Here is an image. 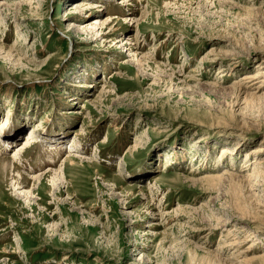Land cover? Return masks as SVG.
<instances>
[{"label":"rangeland","instance_id":"rangeland-1","mask_svg":"<svg viewBox=\"0 0 264 264\" xmlns=\"http://www.w3.org/2000/svg\"><path fill=\"white\" fill-rule=\"evenodd\" d=\"M263 69L264 0H0V264H264Z\"/></svg>","mask_w":264,"mask_h":264},{"label":"bare ground","instance_id":"bare-ground-1","mask_svg":"<svg viewBox=\"0 0 264 264\" xmlns=\"http://www.w3.org/2000/svg\"><path fill=\"white\" fill-rule=\"evenodd\" d=\"M124 2H127V1H124ZM96 7H98V6L97 5H94L90 9H94ZM132 14H133V12H132ZM115 19H116L115 17L114 18L107 17L104 22H102L101 19H95L94 20V24L89 25L91 29H89L88 31L89 32H92V33L93 32H96V34H102V33L106 32L107 28L110 25V22L111 21H114ZM87 26L84 27V29H87L88 28ZM103 27H104V29L101 30V32L98 33L99 28L101 29ZM263 74H264V69L263 70H260L259 72H257L256 75H246L242 80H250V81H247V84L248 83H251V82H254L253 85L254 84L255 85H258V81L255 82V80H258V78H260ZM261 82H262V79H261ZM261 87L262 86L259 84L258 86H256V89H260ZM2 123H1V125H2ZM1 129H4V127L3 126L0 127V130ZM11 133L12 132H10V133H4L3 134V137L0 138V145L1 146L5 145V147H6V145H8L11 141L14 140L15 137ZM34 138L36 139V136L35 137L29 136L27 138V140L24 142V145L21 146L17 150V152H15V154L11 158H9L8 161H6V160L4 161V159L2 158L1 151H0V164H1V169L3 171V175L6 174V172L7 173H10L11 169H13L14 173H16V179H15V184H14V189H16V191L14 190V194L18 198L19 197H23V198L24 197H28L29 198L35 191L38 190V188H34L35 185L38 184L44 178H51L50 179L51 180V185H50L51 186V190L49 191V193H51V196L53 198V197H55L56 194H59L60 187L63 184V182H62V179L63 178L59 177L60 174H61L60 169H53L54 166L53 167L52 166H49L43 172L28 173L27 174V172L26 173L23 172V171H25L24 169L22 171V168L20 167V164L21 163H17L18 160H19V162H21L20 159L22 157L21 156L22 153L24 151H26V149H30L33 141H35ZM41 142L45 144L46 141L44 139ZM46 143H48L50 145V144H53L54 141L49 139L48 142H46ZM72 146H73V144H72ZM262 149H263V147L262 148L261 147L258 148L257 149V152H262L263 151ZM72 152L70 151V152H68V154L66 153L67 155H66V158L64 159V161L62 162L63 164H68V165H73L74 166L75 165V163H74L75 160H79V161H82V160L85 161L86 160V161L90 162V159H88L87 157H84V156L79 155V154H76V153L75 154H72ZM44 153H48L47 149H45ZM227 153H230L228 151V149H224L222 151V154H227ZM45 157H46V161L45 162L50 163V164H53L54 163V161L52 162V157H50V155L47 154V155H45ZM253 162H254L255 165L253 166V168L251 170V173L247 177L242 178L241 180H237V181L240 182V183H245L248 186V188L251 189V190H254V189L255 190L256 189L259 190L258 187H261L262 189H261V191H259V193H261V194L254 193V194H252V196L253 197H257L256 203L258 205H264V184H263L264 183V172L262 171V169L264 170V165H263L264 162L262 161V159H255ZM261 165H263V166L260 167ZM247 166L248 165L243 166L241 169H245ZM60 167H62V165ZM228 175L230 176V178L232 177L231 172L229 170L228 171L225 170V172L222 175H220V176H207V177H205L203 179L208 180L209 182H211V181L214 182L216 180H218V182H219V180L221 178H223L222 176H228ZM26 177L31 182H33L32 188L30 190L28 189V190H25V191H19L17 187H19V189L22 188V187H24V183L23 182H26L27 181V178ZM260 183H262V184L259 185ZM17 192H19V193H17ZM28 200H30V199H28ZM239 230L241 232H244L243 231L244 229H242V228H239ZM253 234L254 233H250V235H248V237H251L248 241H251L252 239L255 238V236ZM259 258H261L262 260H264V253L261 256H259Z\"/></svg>","mask_w":264,"mask_h":264}]
</instances>
